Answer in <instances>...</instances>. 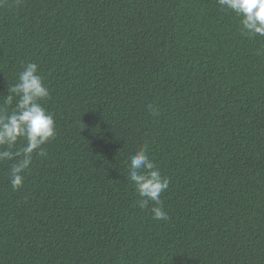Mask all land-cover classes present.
<instances>
[{
  "label": "trees",
  "instance_id": "obj_1",
  "mask_svg": "<svg viewBox=\"0 0 264 264\" xmlns=\"http://www.w3.org/2000/svg\"><path fill=\"white\" fill-rule=\"evenodd\" d=\"M28 62L57 135L17 191L0 162V264H264V37L217 0H0V105Z\"/></svg>",
  "mask_w": 264,
  "mask_h": 264
},
{
  "label": "clouds",
  "instance_id": "obj_2",
  "mask_svg": "<svg viewBox=\"0 0 264 264\" xmlns=\"http://www.w3.org/2000/svg\"><path fill=\"white\" fill-rule=\"evenodd\" d=\"M217 3L239 18L244 35L264 37V0H217ZM22 67L17 82L8 88L0 105V162L15 161L9 171L13 191L23 187L34 156L46 157L44 146L57 135L54 117L44 106L50 99V89L38 72V64L28 62ZM9 108L11 111H7ZM151 110L153 115L159 114ZM127 178L139 197L138 207L149 209L151 204L152 218L167 221L161 195L168 190L170 180L161 175L146 146L129 157Z\"/></svg>",
  "mask_w": 264,
  "mask_h": 264
}]
</instances>
